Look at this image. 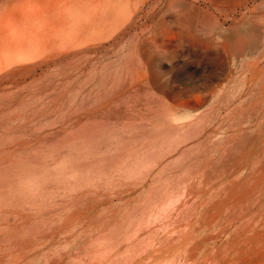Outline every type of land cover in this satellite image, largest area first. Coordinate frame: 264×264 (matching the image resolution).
<instances>
[{"label":"rangeland","instance_id":"1","mask_svg":"<svg viewBox=\"0 0 264 264\" xmlns=\"http://www.w3.org/2000/svg\"><path fill=\"white\" fill-rule=\"evenodd\" d=\"M244 2L248 5L246 8H241L240 5ZM259 2V0L255 2L254 0H3L0 3V26L3 29L6 27L18 31L23 35L24 44L31 43L28 38H33L36 32L40 36V31L46 27L66 29L68 34L76 30L77 28L70 24L73 16L93 12L96 14L95 19L103 22L113 8L120 7L119 11L123 14L132 12L130 18L109 39L98 44L72 49L55 59H40L36 67L28 68L0 81V163L22 147L36 149L40 141V152L35 151L33 156L36 158L35 161L40 163L41 188L46 181L47 172L44 169L46 163L51 164L52 170L64 172L72 159L78 160L85 155L90 159L98 160L94 172H88L83 176V179L89 182L88 187L85 182H74L73 179L82 180L74 174L69 179L71 183L61 185L63 191L60 194L50 191L43 193L40 200H37V207L33 208L31 215L40 214V221L36 227L31 226L21 236L29 246L25 252H22L23 260L19 264L35 258L36 260L31 264H47L49 256L57 258L67 251L78 252L83 244V234L91 236V231L96 225L106 219L115 218L121 210L125 211L133 205L135 200L139 198L147 200L150 191L155 187L163 184L167 185V190L177 187L181 189L184 198V195L196 185L200 187L203 185L207 174L211 173L209 171L222 170L219 172V180L230 179L235 176L233 172H238L239 168L246 164L249 158L244 155L247 156L248 150L258 144V138L264 136L263 116L260 114L259 120L253 116L240 119L235 114L251 109L260 102L264 103V50L259 49L254 55L238 57L236 55L238 51L232 49L230 50L232 57L239 60L233 65L229 54L223 48L204 50L195 46L193 42L186 41L184 37L168 39L166 36L162 38L161 36L164 32L172 33V30L183 32L186 28L187 16L201 14L202 30L199 31V36L205 39L213 36L212 20L214 19L223 30L234 28L235 31L238 30L236 33L231 31L227 36H222L223 39L218 37L219 42L227 40L232 44L240 37H251L247 27L252 26L254 21L248 16L255 11L252 8ZM9 13L15 15L14 21L9 17ZM38 42L40 37L36 43ZM2 43L14 44L7 39H2ZM40 47L36 50H40ZM234 54L236 57L233 56ZM255 67L262 69L259 81L251 85L245 84L243 80L248 81L251 70ZM145 73L151 78L161 80L158 91L160 96H158L164 102L194 93L207 94L222 90L203 112L199 111L192 116V119L199 120L198 126L184 136L185 138L176 142V144L182 142L177 145L179 149L181 145L193 148L196 146L195 150L186 157L187 160L190 158L196 160V164L185 172L158 175L155 186L151 183L155 180L158 163H165L166 158L176 157L180 153V151H172L175 145L169 148L168 155L163 152L146 159L140 164L142 165L140 168L127 177L120 176V172L115 176H107L104 172V164L108 161V155L98 150L104 138L102 136L104 131L100 133V129L109 130L110 140L116 142L117 147H120L122 141V147L127 145L129 153H132L133 144L149 143L147 132L158 125L155 117L163 110V102L145 104L139 100L138 95L134 98H119L121 92L119 85L125 79L137 80ZM232 75L243 80L237 82L235 95L230 97L226 93L230 91L227 90V83ZM75 89L78 90L74 91ZM27 93H40V96L24 98ZM38 111H40V120L35 114ZM219 113L220 116H217ZM81 118L86 119L79 132H72L70 130L72 125ZM20 128L26 129L23 136L17 133L20 132ZM59 130H70V138L62 148H59L67 155L56 158L55 148L46 147L47 145L42 141ZM213 136L215 137L209 142V137ZM261 146L259 161L264 159V142ZM78 149L81 151L78 152ZM11 159L4 170H9L14 164L21 162V158L16 155ZM210 167L213 168L209 170ZM244 172L240 176H243ZM31 182L26 185L34 187L31 194L35 196L37 186ZM77 195L80 196L75 198ZM76 207L83 211V224L73 229L68 227L59 230L64 219ZM17 211L11 207H0V224L5 222L9 212ZM193 213L191 209L185 211V214L178 219L180 222H175L176 218L172 219L175 224H171L168 231L181 227L179 229L181 234L176 240L149 238L139 244V249H153L156 252V264H173L174 259L182 252L185 239L191 234ZM143 220L146 222L145 217ZM13 222L10 221L9 225ZM142 225L143 223L136 224L133 228ZM116 245L117 242L108 237H96L90 244L94 254L88 256L94 261L113 252ZM132 260L133 254L121 257L122 264H131ZM10 263L11 260L5 264ZM71 264L78 262L73 261Z\"/></svg>","mask_w":264,"mask_h":264},{"label":"bare ground","instance_id":"2","mask_svg":"<svg viewBox=\"0 0 264 264\" xmlns=\"http://www.w3.org/2000/svg\"><path fill=\"white\" fill-rule=\"evenodd\" d=\"M259 1L252 8L255 11L251 12L250 16H248L251 17V21H254L252 26L247 27L251 37H240L238 41L232 44H229L227 40L219 42L218 37L222 38V36H227L231 31L236 33L238 30L235 31V28L223 30L221 25L213 19L214 34L205 39L199 36V31L202 30L200 27L202 20L200 19L203 16L201 14H194L197 17L194 15L187 16L186 28L183 29V32H173V30L170 34L164 32L161 38L164 36L168 39L184 37L186 41H191L195 46L204 50L223 48L229 54L231 62L234 65L239 60L232 57L230 50L238 51L236 52L238 57L254 55L259 49L264 50V11H262L264 10V0ZM2 2L3 0H0V3ZM247 5V2H244L240 7L246 8ZM119 8L111 9L103 22L95 19L96 14L93 12L73 16L71 18L72 23L70 24L77 28L76 30L70 31L68 34V32L66 33V29L46 27L40 31V36L36 32L33 38H28L31 40V43L28 44L22 43L23 35L18 31L9 30L6 27L3 29L0 26V81L13 77L28 68L36 67L40 59H55L72 49L98 44L109 39L132 15V12L121 13L122 11H119ZM203 13L206 12L203 11ZM9 14V17L14 21L15 15L13 13ZM152 14L154 15V13ZM39 37L40 42L36 43ZM2 39L12 41L14 44L5 45L2 43ZM39 47L40 50H36ZM143 53L145 54L146 52ZM144 60L146 59L144 58ZM221 60L223 61V59ZM228 69L230 68L228 67ZM251 71V77H248V81L232 75L230 81L227 83V90L230 91L226 95L230 97L235 95V90L238 87L237 82L239 81L243 80L245 84L249 83L250 85L257 83L262 69L255 67ZM146 73L137 80L135 78L125 79L119 85L121 90L119 98H134L135 95H138L139 100L145 104L150 105L160 101L163 102V110L155 117L158 125L147 132L146 137L149 143L138 142L133 144L132 153H129L127 145L122 147V141L120 147H117V143L110 140L111 135H108L109 130L100 129V133L104 131L102 134L104 138L100 142L98 150L102 154L108 155V161L104 164V172L107 176H115L120 172V176L127 177L131 172L140 168L142 166L140 164H143V161L163 152H166L168 155L169 148L175 145L172 151H180V153L176 157L166 158L167 162L165 163H158V169L154 175L155 180L151 183L152 186H155L158 175L169 172H185L189 167L196 164V160L192 158L187 160L186 158L187 155L195 150L196 146L193 148L181 145L179 149L177 145H180L182 142H178L177 144L176 142L185 138L184 136L198 126L199 120L192 119V116L199 111L203 112L222 90L211 91L207 94L194 93L164 102L158 93L161 80L151 78ZM232 84L234 85L232 86ZM76 90L78 89L74 91ZM36 96H40V93H27L24 98H35ZM35 114L40 120V111ZM260 114L263 116L262 122L264 124V103L262 102L251 109L243 112L240 111L235 115L240 119L253 116L259 120L258 116ZM217 116H220V113ZM85 119L81 118L75 122L70 130L72 132H79ZM70 130H59L42 141L43 144L47 145L46 147L55 148L56 158L67 155L66 152L59 150V148H62L63 144L69 141ZM25 131V128H20V132L17 131V133L23 136ZM214 137H209V142ZM263 142L264 136H260L258 144L256 143L254 148L251 147L248 150L247 156L243 154L249 159H247L243 167L239 168L238 172H233L235 173L233 178L219 180V172H222V170H217L216 172L211 170L213 167H210L209 170L211 171L209 172L211 173L207 174L203 185L201 187L200 185H196L188 194L184 195V198L182 197L181 189L177 187H172L169 190L166 189V184L155 187L153 191H150L147 200L141 198L135 200L133 205L125 211L121 210L115 218L106 219L96 225L91 231V236L83 234V244L78 252L67 251L60 254L57 258L49 256L47 264H71L73 261H77L78 264H122L121 257L127 254H133L131 264H156V252L153 249H139V244L146 239H153L154 237L161 240L169 238V241L176 240L178 235L181 234L179 230L181 227L179 226L168 231L169 226L175 224L172 219L176 218L175 222H180L178 219L185 214V211L190 209L194 211L192 216L193 223L190 226L191 234L185 239L182 252L174 259L173 264H264V159L259 161L261 144ZM37 146L36 149L22 147L12 153V156H19L21 162L14 164L9 170H4V167L11 162L12 156L3 159L0 163V207H11L18 210L17 212H9L6 215L5 222L0 224V264H5L10 260V264H19L23 260L22 252L27 250L29 243L23 241L21 236L31 226L32 228L36 227V224L40 221V214L31 215V211L37 207L36 202L40 200L41 195L50 191L60 194L63 191L61 190V185L71 183L69 179L74 174L82 178V180L73 179L74 182H85L88 187L89 182L85 181L86 179H83V176L88 172H94L98 165L97 158L90 159L85 155L78 160H70L64 172L54 171L51 169V164L46 163L44 164V169L47 172L45 174L46 181H44V185L40 188V163H37L35 161L36 158L33 156L35 151L40 152V141L37 143ZM210 148L212 149V146ZM80 151L78 149V152ZM234 164L236 165V163ZM243 171H245L244 175L240 176ZM29 181H32L31 184L37 186L35 196L31 194V190L34 187L26 185ZM78 196L80 195H77L75 198ZM144 217L146 218V222L143 220ZM10 221H14L12 225H9ZM166 221H169V223H165ZM140 223H143L141 227L133 228L134 225H139ZM82 224L83 211L76 207L64 219L61 226H59V230L67 229L68 227L73 229L80 227ZM96 237H108L110 240L116 241L117 245L113 252L92 261L88 255L94 254L90 244ZM35 260L36 258L23 264H31Z\"/></svg>","mask_w":264,"mask_h":264}]
</instances>
